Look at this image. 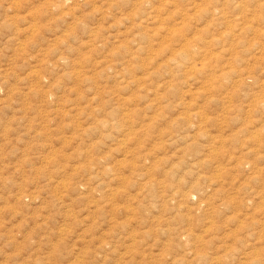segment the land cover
Listing matches in <instances>:
<instances>
[{
	"label": "rangeland",
	"instance_id": "rangeland-1",
	"mask_svg": "<svg viewBox=\"0 0 264 264\" xmlns=\"http://www.w3.org/2000/svg\"><path fill=\"white\" fill-rule=\"evenodd\" d=\"M0 264H264V0H0Z\"/></svg>",
	"mask_w": 264,
	"mask_h": 264
},
{
	"label": "bare ground",
	"instance_id": "bare-ground-1",
	"mask_svg": "<svg viewBox=\"0 0 264 264\" xmlns=\"http://www.w3.org/2000/svg\"><path fill=\"white\" fill-rule=\"evenodd\" d=\"M249 132V131H248ZM249 149V148H248ZM245 152V151H244ZM255 152V151H254ZM221 172V171H220ZM253 221V220H252Z\"/></svg>",
	"mask_w": 264,
	"mask_h": 264
}]
</instances>
